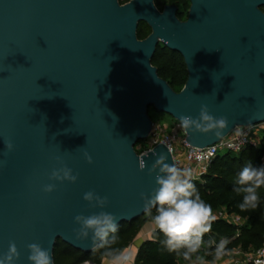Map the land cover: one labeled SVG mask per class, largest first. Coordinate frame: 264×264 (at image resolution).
Masks as SVG:
<instances>
[{
	"label": "water",
	"instance_id": "obj_1",
	"mask_svg": "<svg viewBox=\"0 0 264 264\" xmlns=\"http://www.w3.org/2000/svg\"><path fill=\"white\" fill-rule=\"evenodd\" d=\"M189 3L180 20L176 5L159 10L154 0H0V256L14 242L13 264H30L27 245L37 243L55 264L57 240L92 250L74 236L76 215L103 210L120 225L147 213L140 193L155 187L148 169L160 154L173 163L162 143L134 149L151 133L149 107L178 122L202 105L226 117L219 136L184 130L200 149L264 121V0ZM140 22L150 28L144 38ZM159 43L183 57L179 91L151 64ZM56 157L74 183L49 180ZM49 183L55 188L45 193ZM88 191L107 205L90 207Z\"/></svg>",
	"mask_w": 264,
	"mask_h": 264
},
{
	"label": "clouds",
	"instance_id": "obj_2",
	"mask_svg": "<svg viewBox=\"0 0 264 264\" xmlns=\"http://www.w3.org/2000/svg\"><path fill=\"white\" fill-rule=\"evenodd\" d=\"M180 127L186 132H199L202 134L213 133L221 135L227 127L228 120L224 116L214 117L202 105L197 117L182 115L179 118ZM8 151L13 150L11 141L5 143ZM85 160L91 164L92 158L84 152ZM60 167L54 168L49 180L58 182L68 181L74 183L77 176L72 170L64 165L59 157H56ZM166 157L160 154L148 174L155 172V187L145 196L140 193L145 210L151 215L154 231L158 230L163 236L162 246L169 252L180 257L187 264H217L226 255L228 241L221 239L218 243L207 241L208 247L215 244L212 252L201 255V249L205 246L204 236L211 231L212 215L211 207L201 199L193 183V170L180 168L174 163H166ZM139 168H145L144 162H140ZM234 191L242 196L239 204L241 210L256 209L260 197L257 190L264 186V166L253 167L251 164L244 166L236 176ZM55 184L49 183L43 186L42 191L50 193ZM83 200L90 207L103 209L107 203V197H101L93 191L84 193ZM152 209H155L154 214ZM117 217L103 210L91 215H76L74 223L79 225L73 229L77 240H88L93 251L102 250V264H129L131 259L127 250L117 247L120 237L117 234L119 224ZM28 261L30 264H52L50 253L37 243L27 245ZM211 255L212 259H207ZM19 257V252L14 242H9L8 251L0 256V264H13Z\"/></svg>",
	"mask_w": 264,
	"mask_h": 264
},
{
	"label": "trees",
	"instance_id": "obj_3",
	"mask_svg": "<svg viewBox=\"0 0 264 264\" xmlns=\"http://www.w3.org/2000/svg\"><path fill=\"white\" fill-rule=\"evenodd\" d=\"M125 3L129 0H118ZM155 6L162 10L166 4H174L177 7L176 15L182 20L184 11L189 7V0H154ZM150 33V28L145 22H140L137 29L138 38H144ZM151 64L156 67L157 74L164 79L170 87L179 91L187 79V70L180 53L172 51L162 43H159L151 58ZM139 151L137 153H141ZM264 130L261 131L258 144L247 146L238 153L225 152L218 154L210 162L206 173L198 180H193L196 191L215 211L223 208L229 214L240 216L245 222L235 225L221 218H214L211 231L204 236L205 246L200 254L212 252L215 244L208 247L207 241L219 242L221 239L228 241L227 250L231 251L240 247L242 251H251L264 242V186L257 190L260 197L256 209L241 210L239 204L242 196L234 191L235 179L239 171L251 164L253 167L264 166ZM154 214L155 209L151 210ZM145 221H151L149 212L139 218L119 225L118 235L120 237L117 247L126 249L140 230ZM162 234L152 231L151 237L143 240L137 248L134 264H187L174 253H169L161 244ZM102 250L82 252L57 240L53 250V261L55 264H82L91 262L100 264ZM212 259L211 255L207 256Z\"/></svg>",
	"mask_w": 264,
	"mask_h": 264
},
{
	"label": "built area",
	"instance_id": "obj_4",
	"mask_svg": "<svg viewBox=\"0 0 264 264\" xmlns=\"http://www.w3.org/2000/svg\"><path fill=\"white\" fill-rule=\"evenodd\" d=\"M253 128V130H251ZM264 130V121L251 126H237L229 134L219 140L217 143L200 149L191 146L185 138V131L180 127V122L167 130L166 127L159 125L155 128L152 125L149 139L151 146L162 143L170 151L173 163L180 168H191L193 170V180H198L201 175L206 173L210 162L219 154L220 150L226 152L238 153L247 146H256L259 142L258 131ZM232 216L225 211L222 217L235 225H242L243 220L240 216L233 214L232 220L227 219ZM230 255H226L224 260L217 264H264V242L258 248L250 252H244L240 247L232 249ZM82 264H92L83 262Z\"/></svg>",
	"mask_w": 264,
	"mask_h": 264
},
{
	"label": "rangeland",
	"instance_id": "obj_5",
	"mask_svg": "<svg viewBox=\"0 0 264 264\" xmlns=\"http://www.w3.org/2000/svg\"><path fill=\"white\" fill-rule=\"evenodd\" d=\"M187 11H188V9L186 11H184V16H183L182 19L186 18ZM147 112H148V116L150 117V119L152 121V125L155 128H157L159 125H161L163 127L165 126L167 130H170L175 125V123L177 122L176 119H174L169 114H166L164 112L158 111V110L154 109L153 107H149ZM251 130H253V128ZM261 131L262 130L258 131V133H257L258 137L260 136ZM151 147H152L151 146V141H150L149 138H147L145 140H139L134 145V149L136 150V152H139V151L143 152V151H145V150H147V149H149ZM225 152H226L225 150H220L219 154H223ZM263 160H264V156H263ZM224 214H225V210L223 208H219V209H217L215 211H212V215H213L214 218L222 217ZM232 217H233V214H232V216H228L227 219L232 220ZM244 222H245V220H243V223ZM244 252L247 253V252H250V251H244Z\"/></svg>",
	"mask_w": 264,
	"mask_h": 264
},
{
	"label": "crops",
	"instance_id": "obj_6",
	"mask_svg": "<svg viewBox=\"0 0 264 264\" xmlns=\"http://www.w3.org/2000/svg\"><path fill=\"white\" fill-rule=\"evenodd\" d=\"M153 230H154V225L152 224L151 221H145L141 225L140 230L138 231L137 235L134 237L132 242L125 249V250H127V252L129 253V255L131 257V259L129 261V264H134V259H135V255H136V251H137L138 246L140 245V243L143 240L148 239V238L151 237V233H152ZM225 258L226 257H224L223 260ZM100 264H102V260H101Z\"/></svg>",
	"mask_w": 264,
	"mask_h": 264
},
{
	"label": "flooded vegetation",
	"instance_id": "obj_7",
	"mask_svg": "<svg viewBox=\"0 0 264 264\" xmlns=\"http://www.w3.org/2000/svg\"><path fill=\"white\" fill-rule=\"evenodd\" d=\"M182 20H184V19H182Z\"/></svg>",
	"mask_w": 264,
	"mask_h": 264
}]
</instances>
